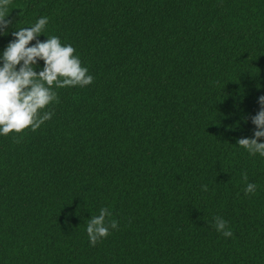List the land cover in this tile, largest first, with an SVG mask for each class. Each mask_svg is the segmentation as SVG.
Listing matches in <instances>:
<instances>
[{"label":"trees","instance_id":"obj_1","mask_svg":"<svg viewBox=\"0 0 264 264\" xmlns=\"http://www.w3.org/2000/svg\"><path fill=\"white\" fill-rule=\"evenodd\" d=\"M6 15L0 57L47 17L39 41L71 45L93 83L53 85L50 120L0 134V264H264V157L237 143L264 96V0H11ZM101 208L118 229L91 246Z\"/></svg>","mask_w":264,"mask_h":264},{"label":"clouds","instance_id":"obj_2","mask_svg":"<svg viewBox=\"0 0 264 264\" xmlns=\"http://www.w3.org/2000/svg\"><path fill=\"white\" fill-rule=\"evenodd\" d=\"M10 3L11 0H0V33L3 34L11 24L6 19ZM47 24L48 18L41 17L32 27L12 32L16 39L9 43L0 57L3 61V66L0 67V134L4 136L12 132L21 133L28 128L36 131L51 119L52 112L41 114V110L57 98L52 90L53 85L64 88L77 85L83 87L93 83V77L88 74L87 68L81 66L71 45L62 46L60 38L56 36H48L46 42L39 41L38 37L43 34ZM33 40H36V44L29 46ZM38 60L45 62L39 73L35 70ZM18 65L20 67L17 70ZM258 102L261 110L251 118L257 128L254 138H241L237 143L251 155L258 153L264 157V143L258 142L264 137V96L259 97ZM243 179L247 181L246 173ZM203 188L207 190L206 185ZM255 191L256 185L253 183H248L244 189L245 195L254 194ZM111 215L108 208H101L99 215L88 220L87 234L91 246H96L102 238H107L110 229H118V222L108 219ZM214 226L225 238L232 237L227 221L215 217Z\"/></svg>","mask_w":264,"mask_h":264}]
</instances>
